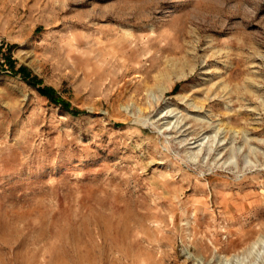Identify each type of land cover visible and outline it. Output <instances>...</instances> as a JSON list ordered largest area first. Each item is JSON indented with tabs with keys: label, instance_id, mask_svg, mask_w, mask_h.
Here are the masks:
<instances>
[{
	"label": "rangeland",
	"instance_id": "1",
	"mask_svg": "<svg viewBox=\"0 0 264 264\" xmlns=\"http://www.w3.org/2000/svg\"><path fill=\"white\" fill-rule=\"evenodd\" d=\"M0 35L83 111L0 71V264H264V0H0Z\"/></svg>",
	"mask_w": 264,
	"mask_h": 264
},
{
	"label": "trees",
	"instance_id": "2",
	"mask_svg": "<svg viewBox=\"0 0 264 264\" xmlns=\"http://www.w3.org/2000/svg\"><path fill=\"white\" fill-rule=\"evenodd\" d=\"M14 63L15 62L13 61V59L8 53V54H5L4 63L1 64V67H3V69L5 70L7 68H4V67H9V70L12 72V74L20 75L27 83H29L30 85L36 86L41 95L48 98V100H50L52 103L59 105L63 110L73 115H78L79 113L83 112L82 110L76 107H72L69 102H67L65 99H63L59 95H57L56 91L53 88L43 86L41 84V80L37 78L36 76L32 75L30 71L28 70V68H26L23 65L19 66L18 68H15ZM3 69H0V71H2Z\"/></svg>",
	"mask_w": 264,
	"mask_h": 264
},
{
	"label": "built area",
	"instance_id": "3",
	"mask_svg": "<svg viewBox=\"0 0 264 264\" xmlns=\"http://www.w3.org/2000/svg\"><path fill=\"white\" fill-rule=\"evenodd\" d=\"M2 45V36L0 35V46ZM0 61L2 62L3 59L0 58Z\"/></svg>",
	"mask_w": 264,
	"mask_h": 264
},
{
	"label": "bare ground",
	"instance_id": "4",
	"mask_svg": "<svg viewBox=\"0 0 264 264\" xmlns=\"http://www.w3.org/2000/svg\"><path fill=\"white\" fill-rule=\"evenodd\" d=\"M181 117V116H180ZM170 126V125H169ZM219 140V139H218ZM219 150V149H218Z\"/></svg>",
	"mask_w": 264,
	"mask_h": 264
}]
</instances>
